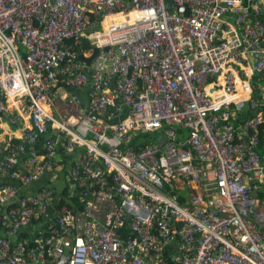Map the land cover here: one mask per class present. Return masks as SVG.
I'll list each match as a JSON object with an SVG mask.
<instances>
[{"label": "built area", "instance_id": "1", "mask_svg": "<svg viewBox=\"0 0 264 264\" xmlns=\"http://www.w3.org/2000/svg\"><path fill=\"white\" fill-rule=\"evenodd\" d=\"M171 2L0 0V264H264V0Z\"/></svg>", "mask_w": 264, "mask_h": 264}, {"label": "water", "instance_id": "2", "mask_svg": "<svg viewBox=\"0 0 264 264\" xmlns=\"http://www.w3.org/2000/svg\"><path fill=\"white\" fill-rule=\"evenodd\" d=\"M164 6L167 10H173L174 9V5L173 3L171 2V0H164ZM178 12L179 13H182L184 14L185 16L188 14V10L186 9V7H181L178 9ZM83 48L84 49H87V48H93V54L92 56L89 58V59H85L84 57L80 56V60L85 62L86 65H90V63L92 62V60L95 58V56L97 55L98 53V49H96L95 47L93 46H90L88 43H85L83 45ZM104 50H107V49H104ZM63 84V83H62ZM64 85V84H63Z\"/></svg>", "mask_w": 264, "mask_h": 264}, {"label": "trees", "instance_id": "3", "mask_svg": "<svg viewBox=\"0 0 264 264\" xmlns=\"http://www.w3.org/2000/svg\"><path fill=\"white\" fill-rule=\"evenodd\" d=\"M58 155H59V156H62V155L60 154V152H58ZM58 208H61V204L59 205V207H58Z\"/></svg>", "mask_w": 264, "mask_h": 264}, {"label": "crops", "instance_id": "4", "mask_svg": "<svg viewBox=\"0 0 264 264\" xmlns=\"http://www.w3.org/2000/svg\"><path fill=\"white\" fill-rule=\"evenodd\" d=\"M71 93H74V92H71ZM69 157H70V156H69ZM69 157H68V158H69ZM23 231H24V230H23ZM20 234H22V233H20ZM20 236H21V235H20Z\"/></svg>", "mask_w": 264, "mask_h": 264}]
</instances>
